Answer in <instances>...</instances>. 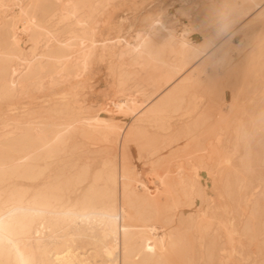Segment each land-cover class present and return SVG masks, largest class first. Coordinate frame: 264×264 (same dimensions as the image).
<instances>
[{
    "label": "bare ground",
    "instance_id": "1",
    "mask_svg": "<svg viewBox=\"0 0 264 264\" xmlns=\"http://www.w3.org/2000/svg\"><path fill=\"white\" fill-rule=\"evenodd\" d=\"M113 1L0 0V105L11 112L17 98L43 91L52 100L44 115L0 122V264H160L154 241L136 229L142 172L158 192L174 178L194 207L208 176L221 181L231 171L241 188L235 165L249 171L255 147L264 150V0H174L149 13L134 38L102 40L100 15ZM249 17L240 43L221 40L228 24ZM202 58L210 72L191 69ZM91 60L116 83L115 114L70 100ZM211 74L239 85L225 115L206 100ZM86 135L114 137L118 164L105 160L89 177L88 164L71 161Z\"/></svg>",
    "mask_w": 264,
    "mask_h": 264
},
{
    "label": "rangeland",
    "instance_id": "2",
    "mask_svg": "<svg viewBox=\"0 0 264 264\" xmlns=\"http://www.w3.org/2000/svg\"><path fill=\"white\" fill-rule=\"evenodd\" d=\"M172 1L174 0H145V2L144 0H114L110 2L105 12L100 15L99 39H104L106 36L109 38L121 36V39L134 38L141 31V26L145 24L149 13L160 14ZM134 5L138 9H135ZM250 20L249 17L228 24L223 29L221 40L232 37L235 44L240 43L243 35L250 29L248 27ZM179 28L181 29V26ZM106 33L110 35H106ZM121 39L117 43L118 50H120ZM203 67L210 72L209 62H205V58L193 63L191 69ZM77 80L78 85L83 89L73 90L71 93L76 96L71 94V101H77L91 114L104 109L110 110L111 114L116 113L113 106L116 101V83L109 74L105 63L91 60L84 75ZM222 83V78L220 80V77L211 74L206 100L217 106L221 114L225 115L228 112L227 102L235 98L234 89L239 85H236L235 79L232 78L224 84ZM220 85L222 88L219 87ZM65 87L61 88L62 92L69 90ZM50 96V91H43L17 98L14 102L15 107H13L15 111L11 112L5 110L7 108L5 104L0 105V122L1 119L10 117L13 120L22 121L36 117L39 113L44 115L45 108L52 103V100L48 99ZM238 96L241 98L245 94L240 90ZM37 99L44 101V104H41L42 101L39 100L35 102ZM45 99L50 101L47 102ZM90 105L91 107L87 110ZM119 124L122 123L119 122ZM99 139L93 135L79 137V141L76 143L77 150L71 157V161H76L79 166L83 164L90 166L89 177L103 169L102 165L105 160L116 165L119 162L118 141L114 137L107 143ZM132 148L138 153L143 151L141 146L136 144H133ZM179 160L176 162L181 163ZM177 163L171 162L168 166L170 169L172 168V175H174ZM250 165L249 171H243L240 165H235V169L238 171L237 176L242 180L241 188L235 183V174L231 171L226 172L224 180L221 181H218L215 175L208 176L204 194L196 198L197 202L194 207L190 206L191 202L188 200L178 197L179 191L176 189L174 178L169 182V185H172L170 191L158 192L150 188L154 181L152 173L147 169L144 170L145 172L143 171L144 173L142 172L141 176L145 185L136 190L135 201L143 215L141 216L142 221L140 225L136 226V229L144 230L154 241L160 264H264V188L261 184L264 179L263 149L255 147V154ZM135 183L133 182V185ZM252 200L259 205L255 215H250ZM245 201L248 205L246 211L243 210ZM167 204L168 208L165 207ZM202 209L206 210L203 217L199 214V210ZM226 220H229L228 223ZM199 222L208 227L206 232L195 227ZM82 227L92 230L98 227V223L88 227L85 224ZM100 230L104 232V228ZM228 231H233V233L230 234ZM106 232L108 233V231ZM226 232L231 236L230 238L229 235L226 236ZM42 234L47 235L48 233L45 231ZM227 237L230 239L229 243L233 244L228 246L229 239H226ZM230 248L234 250L232 251Z\"/></svg>",
    "mask_w": 264,
    "mask_h": 264
}]
</instances>
